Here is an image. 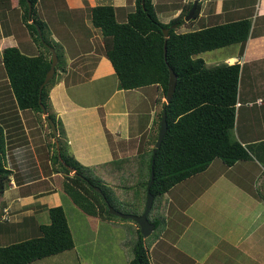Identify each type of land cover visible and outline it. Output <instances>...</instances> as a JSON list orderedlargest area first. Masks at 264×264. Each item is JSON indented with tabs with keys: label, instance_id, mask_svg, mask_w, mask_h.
Segmentation results:
<instances>
[{
	"label": "crops",
	"instance_id": "obj_1",
	"mask_svg": "<svg viewBox=\"0 0 264 264\" xmlns=\"http://www.w3.org/2000/svg\"><path fill=\"white\" fill-rule=\"evenodd\" d=\"M152 2L160 21L169 23L195 0ZM198 3V16L192 21L185 17L178 32L242 19L251 21L243 52L240 44L231 45L229 47L233 48L226 51L223 61L239 62L244 69L239 87L244 104L238 103L236 124L240 120L251 123L253 116L262 114L259 127L263 130V138L252 142L263 140L264 0H199ZM97 5L114 6L117 20L123 22L128 13L135 10L136 0H35L34 6L36 18L43 22L44 34H49L51 45L47 43V46L51 58V48L57 56L62 54V60L58 58L59 65L56 64L55 84L49 92L48 113L53 112L57 120H61L66 145L85 166L147 150L154 121L164 102L159 103L163 96L156 85L128 90L119 88L118 77L104 50L101 29L94 26L90 17V8ZM24 14L20 0H0V127L3 140L0 159L10 170L9 181L0 193V214L5 207L10 210L9 220H0V245L33 231L35 223H50V207H67L66 194L56 188L53 180L56 173L49 160L52 142L41 140L43 125L49 127V122L44 113L18 106L3 63V50L7 47H17L26 55L48 53L32 38L28 24L33 19ZM79 20L84 22V30H77ZM107 88L111 91L101 98ZM49 129L50 133L52 128ZM251 182L257 187L255 190L251 189ZM197 183H200L198 192L195 190ZM262 191L264 167L258 160L227 166L215 159L206 170L166 193L170 198L166 204L163 199L158 213L163 221L149 238L144 237L151 263L264 264V197H258ZM68 203L72 205L75 218L83 213L71 200ZM65 211L69 221L67 209ZM178 213L184 220L175 218ZM94 220L99 223L101 219ZM134 223L133 233L137 234L139 227ZM193 223L202 229L200 236L189 232L188 227Z\"/></svg>",
	"mask_w": 264,
	"mask_h": 264
},
{
	"label": "trees",
	"instance_id": "obj_2",
	"mask_svg": "<svg viewBox=\"0 0 264 264\" xmlns=\"http://www.w3.org/2000/svg\"><path fill=\"white\" fill-rule=\"evenodd\" d=\"M28 1L32 4L33 19L28 24L30 34L48 53L26 55L17 47H7L3 50V63L18 106L41 114L39 98L50 111L49 92L55 84L56 75L40 90L52 63L47 46L50 42L43 32V22L33 17L35 0H20L24 16L29 19ZM192 6V3L189 4L169 23L160 21L152 0H136L135 10L129 12L123 22L117 20L112 5L90 8L92 23L101 29L104 50L118 77L119 88L128 90L156 85L166 97L170 67L177 74V84L171 100L163 102L154 121L153 146L134 156L91 166L80 163L64 139L62 143V136L65 137L62 122L53 112L49 113L59 131L58 136L52 130L50 132L55 140L52 142L53 152L49 154L56 173L54 184L89 219L110 221L118 217L109 211L107 202L117 209V196L113 189L126 188L123 185L127 183L125 180H136L137 176V185H141L147 195L153 168L151 192L154 201L148 217L154 224V232L160 224L158 213L162 201L158 198L180 182L206 170L215 159H220L227 166L256 159L264 167V139L245 144L236 135L238 103L244 104L239 90L243 67L239 62L230 64L225 61L208 66L200 56L234 44L241 45L242 53L250 34L251 21L242 19L178 32ZM199 10L200 3H197L190 21L198 16ZM164 29H169L168 38ZM164 111L167 113L168 129L154 155ZM2 141L0 127V149ZM73 169L75 172L72 174ZM9 174L10 170L3 166L0 159V193L9 181ZM260 193L264 197V191ZM144 209L136 213H142ZM48 212L50 223H35L33 231L0 245V264H29L75 247L64 206L50 207ZM134 235L137 238L133 256L127 264H152L146 243L150 235L144 238L139 228Z\"/></svg>",
	"mask_w": 264,
	"mask_h": 264
},
{
	"label": "rangeland",
	"instance_id": "obj_3",
	"mask_svg": "<svg viewBox=\"0 0 264 264\" xmlns=\"http://www.w3.org/2000/svg\"><path fill=\"white\" fill-rule=\"evenodd\" d=\"M33 17L35 18V15H33ZM78 23L79 25L77 26V30H84V22L82 20H79ZM45 36L46 39H49V34L46 33ZM40 46L44 48V46ZM232 48L233 47L229 46L223 47L214 51L205 52L200 56L205 60V63L210 66L216 64L217 61H219V63L223 62V59H225L224 54L227 53L226 51L228 49L231 50ZM58 58L59 61L62 60L61 53L59 54ZM63 60H66V58L63 57ZM10 89L12 90V87ZM108 90L110 89L107 88V90L103 91L102 94L100 93L102 95L100 97H106ZM151 98L152 100L154 99L153 96H151ZM98 100L99 98L95 101ZM162 100H164L165 102V97L159 99V103H162ZM261 118L262 114L261 116L255 115L252 118V122L247 124L246 122L240 120L238 125L236 124L237 127L235 129L237 137H239L241 141L249 143L257 138H263L261 134V131L263 130L261 127H259ZM153 127L156 126L153 125ZM49 131V127H44L43 125V131L41 132V134L43 133L44 136L41 138V140L48 141V143H51L53 141L55 142ZM64 142H66V140H64ZM151 146H153L152 139L151 142H149V147ZM71 173H73V171ZM106 181L110 183L112 182L109 180ZM125 181L127 183L124 182L123 185H125L126 188L113 189L117 196V209L124 213L132 214L141 211L146 205L147 195L143 191L144 188H142L141 185H137V176L136 180L132 178L131 180ZM198 184L200 185V183H197L195 187L196 192L200 190V186ZM203 185H205V183H203ZM250 187L254 190L255 188H257L253 182H251ZM128 192H130V194H127ZM258 197H262V193H260ZM168 198H170V195L164 194L162 198H158V201H163L164 199L166 204ZM64 199L67 202L66 209L68 211L69 221L71 224L72 233L74 235L75 247L63 251L60 254L58 253L41 259H37L29 264H127V260H129L133 256V245L136 238L133 233L134 221L122 219L120 217H114L112 221L100 220L98 223L94 219H88V217L83 213H79V217L77 216V218H75V214L70 207L72 205L68 203L70 198L66 195ZM175 218L184 220L181 213L175 215ZM257 219L262 220V218ZM159 220L160 223L161 221H163L162 218H159ZM188 229H190L189 232H192L193 235L198 234L200 236L202 233V229L195 223H193L192 226L188 227ZM131 233H133V236ZM5 241H8V239H6ZM201 249V245H199V250ZM229 249L232 250L231 248ZM193 251L197 252L198 250L194 249Z\"/></svg>",
	"mask_w": 264,
	"mask_h": 264
},
{
	"label": "water",
	"instance_id": "obj_4",
	"mask_svg": "<svg viewBox=\"0 0 264 264\" xmlns=\"http://www.w3.org/2000/svg\"><path fill=\"white\" fill-rule=\"evenodd\" d=\"M198 2H199V0H195L189 14L186 16V20H190L192 18ZM28 3H29V15L31 16L32 4L30 1H28ZM39 33L41 35L40 31H39ZM164 35L166 38H168L169 29H164ZM51 51H52V55H53L52 63H51L50 69L48 70V72L45 76L44 82L40 86V90L53 77V75L55 74V71H56V64L58 61V56H57V54L53 48H51ZM164 51L166 54V52H167L166 45H165ZM169 72L170 73H169V81H168V91H167V94L165 97L166 102H169L171 100V98L175 92L176 84H177V74L172 67L169 68ZM39 103H40V106L42 108V112L44 113L49 124L51 125V128H52L54 135L58 136V129H57L56 123L54 122L52 117H50L45 105L42 102L41 97L39 98ZM167 129H168L167 113H166V111H164L163 116H162V120H161V124H160V128L158 131L157 140H156V143L154 146V151H153L154 155L156 154L158 148L160 147V145L163 141V138L167 132ZM153 163H154V159L152 160V165H153ZM72 171H73V173L75 172L74 169ZM153 180H154V170L152 168L151 178H150V181H149L148 186H147L146 205H145L144 211L141 214L124 213V212L116 209L115 207H113L109 202H107L108 209L112 214H114L120 218H123V219L133 220L138 225V227L140 229V233L144 237H148L154 229V224L150 222L149 217H148L149 212H150L152 205H153V201H154V195L151 192V185L153 183ZM98 190L101 192V190L99 188H98Z\"/></svg>",
	"mask_w": 264,
	"mask_h": 264
},
{
	"label": "built area",
	"instance_id": "obj_5",
	"mask_svg": "<svg viewBox=\"0 0 264 264\" xmlns=\"http://www.w3.org/2000/svg\"><path fill=\"white\" fill-rule=\"evenodd\" d=\"M9 217H10V210L8 207H5L3 209V212L2 214H0V220H9Z\"/></svg>",
	"mask_w": 264,
	"mask_h": 264
},
{
	"label": "clouds",
	"instance_id": "obj_6",
	"mask_svg": "<svg viewBox=\"0 0 264 264\" xmlns=\"http://www.w3.org/2000/svg\"><path fill=\"white\" fill-rule=\"evenodd\" d=\"M166 101V100H165ZM43 113V112H42ZM73 174V173H72ZM131 220V219H130Z\"/></svg>",
	"mask_w": 264,
	"mask_h": 264
}]
</instances>
